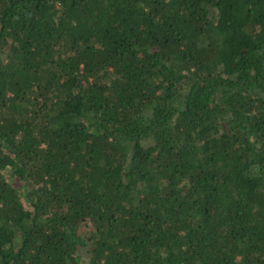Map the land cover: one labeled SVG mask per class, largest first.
Segmentation results:
<instances>
[{
  "label": "trees",
  "instance_id": "16d2710c",
  "mask_svg": "<svg viewBox=\"0 0 264 264\" xmlns=\"http://www.w3.org/2000/svg\"><path fill=\"white\" fill-rule=\"evenodd\" d=\"M0 264H264V0H0Z\"/></svg>",
  "mask_w": 264,
  "mask_h": 264
}]
</instances>
